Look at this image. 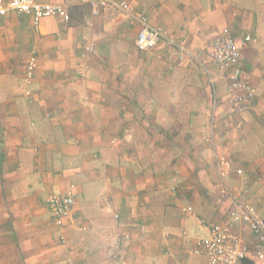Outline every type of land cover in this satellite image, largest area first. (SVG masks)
<instances>
[{
    "label": "crops",
    "instance_id": "0c3cea01",
    "mask_svg": "<svg viewBox=\"0 0 264 264\" xmlns=\"http://www.w3.org/2000/svg\"><path fill=\"white\" fill-rule=\"evenodd\" d=\"M128 1L167 34L148 53L131 18L80 0L44 1L70 21L0 15V264H208L189 253L208 236L200 220L232 208L213 147L235 169L227 186L247 187L240 199L264 217V0ZM225 28L256 38L240 61L256 105L237 114L227 98L213 122L210 44ZM70 184L74 219L58 226L47 199Z\"/></svg>",
    "mask_w": 264,
    "mask_h": 264
},
{
    "label": "built area",
    "instance_id": "2783aa9c",
    "mask_svg": "<svg viewBox=\"0 0 264 264\" xmlns=\"http://www.w3.org/2000/svg\"><path fill=\"white\" fill-rule=\"evenodd\" d=\"M80 2L87 4L93 15H98L101 9L110 8L114 13L125 14L131 18V21L139 26L135 45L141 52L152 51L166 39V32L154 26L148 15L138 10L128 0H80ZM9 13L30 15L36 27L40 25L44 17L59 16L66 21L71 19L66 5L40 0H0V15ZM253 42H256L254 36L247 34L238 41L232 32L225 28L210 44L212 60L221 70L228 72V101L237 114L248 112L256 105L254 86L246 79L240 66L243 48ZM94 47L93 42L89 43L85 46V53L92 52ZM35 63L36 56L33 55L27 66L29 78L34 74ZM83 75L86 76V74ZM213 152L216 157L218 188L225 197L231 198L232 208L229 215L221 222L200 220L208 236L199 239L189 253L205 255L208 264H239L250 253H254L257 257L264 254V217L254 205L240 199L241 195L248 192L247 187H244L241 192H235L227 186L225 179L235 171L233 164L227 156L219 154L214 147ZM242 172L241 169L236 170L237 174ZM171 190L176 193L178 188L173 186ZM47 204L58 226H62L64 221L73 220L77 205L75 184H70L64 191L51 193ZM182 210L193 212V207L184 206ZM117 222H119L118 218ZM240 224L248 226L253 237L252 242L245 239L238 231Z\"/></svg>",
    "mask_w": 264,
    "mask_h": 264
},
{
    "label": "rangeland",
    "instance_id": "374dc122",
    "mask_svg": "<svg viewBox=\"0 0 264 264\" xmlns=\"http://www.w3.org/2000/svg\"><path fill=\"white\" fill-rule=\"evenodd\" d=\"M41 1H48V0H41ZM202 67H206V66L203 65ZM209 68L211 75L215 78V81L212 84V88L214 89L213 101L209 112V117L214 122L220 114V110H219L220 104L223 102V100L225 102L227 98H229L228 96L229 92L227 87L229 85V78L227 79V78L218 77V76H224L223 75L224 70H221L215 63H212V65Z\"/></svg>",
    "mask_w": 264,
    "mask_h": 264
},
{
    "label": "trees",
    "instance_id": "16d2710c",
    "mask_svg": "<svg viewBox=\"0 0 264 264\" xmlns=\"http://www.w3.org/2000/svg\"><path fill=\"white\" fill-rule=\"evenodd\" d=\"M243 261H245V259Z\"/></svg>",
    "mask_w": 264,
    "mask_h": 264
}]
</instances>
